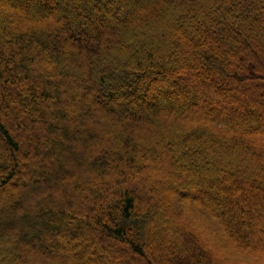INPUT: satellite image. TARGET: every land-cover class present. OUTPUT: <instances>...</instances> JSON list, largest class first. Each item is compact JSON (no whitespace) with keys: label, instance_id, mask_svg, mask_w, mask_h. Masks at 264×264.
<instances>
[{"label":"trees","instance_id":"trees-1","mask_svg":"<svg viewBox=\"0 0 264 264\" xmlns=\"http://www.w3.org/2000/svg\"><path fill=\"white\" fill-rule=\"evenodd\" d=\"M0 1V264L264 258V0Z\"/></svg>","mask_w":264,"mask_h":264},{"label":"rangeland","instance_id":"rangeland-1","mask_svg":"<svg viewBox=\"0 0 264 264\" xmlns=\"http://www.w3.org/2000/svg\"><path fill=\"white\" fill-rule=\"evenodd\" d=\"M1 2V1H0ZM0 5H2L0 3ZM12 8L17 12V11H23L22 9H24V5L22 6L19 2H15V3H12ZM2 7V6H0ZM27 12H28V9H27ZM16 18H18L19 20L17 21H12V22H9V24L11 25V29L12 30H22L23 28H38L40 26V18L38 19H26V17H21L20 15L19 16H16ZM52 21V25L54 27V22H53V19H51ZM42 22V21H41ZM64 26L66 27V22H67V18H63L62 21H61ZM60 23V22H59ZM59 23H57V26L60 25ZM112 24H114V22H111ZM103 27H106L105 23L103 24ZM59 37L62 38V40L64 39V31L63 29L59 31ZM97 35H95L96 37ZM69 46H78L79 45V42H78V38L77 36H73L70 40H69ZM54 64V63H53ZM63 67L65 66L62 65ZM42 69V67L40 68ZM91 105V104H90ZM193 108H190L191 110H193L195 113L194 114H199V115H202V116H214V117H220V116H228V112L223 109V110H217V109H213L212 107H210L209 105H201V104H194L192 105ZM225 107V106H224ZM116 114V113H114ZM92 115H94L95 117V112L92 113ZM87 122H90L91 125H93L94 127L96 128H108V123H104V124H101L100 122H98V120H94V119H89V120H86ZM188 121H192V120H188ZM256 123V122H255ZM263 124H257L255 128V131H259V129H263L264 130V127H262ZM147 127H143L142 129L140 130H146ZM136 131L137 134H143L145 131ZM257 140L258 143H261L263 142L264 140H261L259 137L255 138ZM110 145V144H109ZM152 165V164H151ZM153 167V166H152ZM156 169V167H154ZM152 170V174L154 175V169H151ZM91 176V174H90ZM153 177V176H152ZM17 186H12L11 188L7 189V192H9V194H12V195H15L19 192H23L25 193V199L26 201L28 202H32V199H33V196H39L41 195V192L40 190L37 191L35 190L36 188H38V186L36 185H33L32 183H30L29 186H23L21 184V182H18V184H16ZM6 194V191L3 192V193H0V198L5 196ZM170 196H168L167 199H169ZM179 211L182 213V217L183 219H186L188 220L189 217H191L192 221H195L197 222V224H192V232L197 235V236H200L201 239L204 241L205 243V247L208 249H210V254L212 255V257L216 258L217 260L219 261H223V259L226 260V262H228V264H264V258L262 257V259H260L259 257L256 258V262L254 261L255 259H249L246 258L247 257V254H243L244 255V258H240L238 255H235V253H233V249L229 248V246H225L224 244H222V242L220 241V239L218 238L217 234H216V229L214 228V226H212V223L209 222V221H205L202 217H200L199 213L200 212H194L192 210H190L187 206L186 208L184 207L183 209H179ZM204 217V216H203ZM214 219L217 218L216 216H212ZM190 222V220H188ZM207 224H209L208 226H210L211 229H209L208 231H206V233H201V230L200 228L197 226L199 225L200 227H204L206 226ZM216 247V248H215ZM215 251H214V249ZM244 252H246L244 250ZM249 255H254L253 257H255L256 254H264V251L262 250H258L256 248H254V246H252L251 249H249ZM246 256V257H245ZM258 256V255H256ZM247 260V261H245ZM224 262V261H223Z\"/></svg>","mask_w":264,"mask_h":264}]
</instances>
